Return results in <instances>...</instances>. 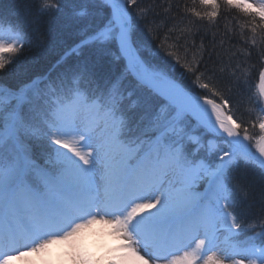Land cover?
Instances as JSON below:
<instances>
[{
    "label": "snow or ice",
    "instance_id": "1",
    "mask_svg": "<svg viewBox=\"0 0 264 264\" xmlns=\"http://www.w3.org/2000/svg\"><path fill=\"white\" fill-rule=\"evenodd\" d=\"M141 3L43 0L37 8L38 15L55 12L79 26V43L73 50L76 55L90 50L98 63L111 56L115 47L116 60L124 64V71L99 95L80 87L81 80L91 78L86 62L69 69V87L61 81L46 91L35 83L27 91L0 89V264L32 256L47 264L52 245L63 246L57 259L67 264H156L158 260L197 264L200 259L203 264H225L226 260L230 264H264V221L259 232H255L254 223L247 225L255 235L238 239L246 231L234 211L243 189L232 186L229 176L241 162L264 174V67L259 69L260 114L254 125L260 135L254 138L245 127L241 137L243 122L234 119L226 92L232 91L233 81L239 85L247 73L240 65L227 73L224 67L219 71L209 68L198 52L189 59L190 48H195L194 42L188 44L191 29L173 26L168 32H178L175 42L166 46L170 36L165 34L159 48L161 59L171 70L179 66L181 78L190 81L178 82L170 71L143 57L141 48L150 43L148 37L158 38L166 23L149 20L150 13L159 15L155 5L142 7ZM223 3L253 21L259 17L264 29V0L256 5L249 0ZM199 4L211 10L202 14L192 9V15L215 20L221 7L218 0H199ZM98 9L105 17L94 22ZM251 31L256 32L255 25ZM29 41L22 26L0 18V70L8 63L4 54L17 53ZM260 60L264 62V50ZM129 75L139 87L168 101L136 136L131 135L123 110V82ZM131 96L129 92L127 98ZM136 103L132 101L131 106ZM193 118L212 135L207 145L189 132ZM186 138L197 146L191 156L185 150ZM33 140L50 147L43 166L30 155L27 142ZM200 149L218 154L214 164L195 158ZM202 179L207 180V189L197 194L193 188ZM96 225L118 241L99 259L81 244L85 230ZM180 251L183 254L176 255ZM208 252L213 254L205 259Z\"/></svg>",
    "mask_w": 264,
    "mask_h": 264
},
{
    "label": "trees",
    "instance_id": "2",
    "mask_svg": "<svg viewBox=\"0 0 264 264\" xmlns=\"http://www.w3.org/2000/svg\"><path fill=\"white\" fill-rule=\"evenodd\" d=\"M42 2L43 0H0V18H4L5 21L10 19L13 23L19 24L30 37V41L26 42L17 53L4 54V59L8 63L5 69L0 70V87L16 92L21 89L27 91L35 83L39 89L46 91L53 84L60 85L61 81L64 82L65 87H69L72 82L69 69L86 62L90 68L91 78L81 80L80 87L89 94L99 95L116 75L124 71V64L116 60L115 47L111 56L105 57L98 63L90 50H85L82 55H76L73 50L79 43V26L70 23L63 15L55 12L38 15L37 8ZM51 2L55 3L56 0ZM218 2L221 5L219 14L215 20L210 21L192 15V9L202 14L211 10L202 7L199 0H142V7L154 4L155 12L159 14L154 17L153 13H150L149 20L155 18L157 24L163 21L166 26L160 28L158 38L148 37L150 43L143 46L141 52L145 59L170 71V74L180 82L183 69L176 66L174 71L171 70L170 65L161 59L163 52H160L159 48L165 34L170 36L166 46L175 42L178 32L169 33L168 29L176 26L177 29H191L192 35L188 36V44L191 46L194 42L195 48H190L189 59L194 52H198L203 55L205 65L217 71L224 67L226 73L240 65L247 74L241 76L239 85L233 81L232 91L226 92V95L231 98L230 109L234 119L237 123L243 122L239 130L240 134L243 136V129L247 127L249 135L255 138L260 135L259 128L254 125L258 123L257 116L260 114L257 104L259 103V69L264 67V62L260 60V52L264 50V29L259 26L261 23L259 17L253 21L252 17L245 16L234 8L226 7L223 0ZM169 5H171L170 9ZM166 9L168 11H165ZM95 17L94 22H99L105 17V12L98 9ZM254 25L255 33L251 31ZM140 28L144 30L145 25L141 23ZM253 37L255 44L252 43ZM180 43H184L183 39ZM201 45H203L202 49ZM157 52L160 55H155ZM181 55H183L182 48ZM182 82L190 83L187 78H183ZM123 89L126 97L123 110L132 130L131 135H140L146 130L152 115L161 111L160 109L165 107L167 102L147 89L139 87L131 75L124 80ZM129 92H132L131 99L127 98ZM196 92L204 94L200 89H196ZM132 101L137 102L135 107L131 106ZM23 107L27 112L28 106ZM189 141L185 139V150L191 156L194 145ZM29 151L35 162L43 166L39 153L31 146ZM207 156L205 150H200L196 157L207 159ZM229 176L232 186L243 189L239 193L240 203L234 211L245 224L244 233L253 232L247 230V225L253 223L256 225L255 232H259L261 222L264 221V174L258 167L245 166L241 162L239 167L232 169Z\"/></svg>",
    "mask_w": 264,
    "mask_h": 264
},
{
    "label": "rangeland",
    "instance_id": "3",
    "mask_svg": "<svg viewBox=\"0 0 264 264\" xmlns=\"http://www.w3.org/2000/svg\"><path fill=\"white\" fill-rule=\"evenodd\" d=\"M249 2H251L253 5H256L259 3V0H249ZM164 109V107H162L160 110ZM188 130L191 133L192 136H199L201 138V142L205 145H207L209 140H212L213 137L210 133H207L203 128H200L196 125V121L194 119H191L188 123ZM221 143V146H223L221 141H217ZM29 146H31L32 148H34V150L39 153V155L41 156V161L43 162V164H45V161L47 159H49V152H50V147L49 145L44 142V141H28L27 142ZM190 143H192L190 141ZM254 143V142H253ZM193 144V143H192ZM194 145V144H193ZM195 148L197 147L196 145H194ZM200 150H204V149H200ZM252 151H255V148H252ZM206 154L207 159H204L205 163L208 164H214V162L216 161V159L218 158V154L215 155V157L213 155H209L207 152ZM202 185V190L200 192L195 191V189L199 186ZM207 189V180L202 179L199 180L194 188L193 191L197 194H202L206 191ZM255 235V232H251V233H243V235L241 234L238 239L239 240H244L250 236ZM221 242H223L224 240V236H221ZM118 241L112 236L110 235L107 231H105L102 226L100 225H96L93 226L91 229L85 230L84 235L82 237L81 240V244L83 249L89 253L91 256H93L94 258H101V257H105V255L108 253V250L111 248H114L117 245ZM257 243L259 244V240H257ZM194 246V245H193ZM221 247H226V245H224L223 243H221ZM57 253H53L49 251V255L47 256V264H51V258L54 257V255H56ZM180 255L183 254V251L181 253H178ZM213 252H208L205 254V259L207 258V256L212 255ZM217 256L222 257V253L217 252L216 253ZM177 255V254H176ZM33 260L36 261V264H41V260H37L38 258H35V256H32ZM203 259H201V263L203 264ZM53 264V263H52ZM57 264H67L66 261L63 260H59V263ZM101 264H105L104 261H101ZM151 264V261H150ZM156 264H165L163 260H158L156 262ZM225 264H230V261H225Z\"/></svg>",
    "mask_w": 264,
    "mask_h": 264
},
{
    "label": "bare ground",
    "instance_id": "4",
    "mask_svg": "<svg viewBox=\"0 0 264 264\" xmlns=\"http://www.w3.org/2000/svg\"><path fill=\"white\" fill-rule=\"evenodd\" d=\"M92 84H93V82H92ZM220 239H221V237H220ZM63 250L64 249H63V246L62 245H52L50 247V249H49L50 252L57 253L56 255H54L53 258H51V264L52 263L53 264L59 263V260L57 259V257H59L61 255V253L63 252ZM181 252L182 251L177 252L176 254L177 255H180L178 253H181ZM35 258H38V257H35ZM169 258H171V257H169ZM37 260H39V258ZM31 261H33V257H24L21 260L14 261V264H30ZM200 263H201V259L197 261V264H200Z\"/></svg>",
    "mask_w": 264,
    "mask_h": 264
},
{
    "label": "water",
    "instance_id": "5",
    "mask_svg": "<svg viewBox=\"0 0 264 264\" xmlns=\"http://www.w3.org/2000/svg\"><path fill=\"white\" fill-rule=\"evenodd\" d=\"M156 95V94H155ZM158 97H160L161 99H163V100H165V101H167L165 98H164V96H162V95H157ZM168 102V101H167ZM194 119V118H193ZM242 137V136H241Z\"/></svg>",
    "mask_w": 264,
    "mask_h": 264
}]
</instances>
